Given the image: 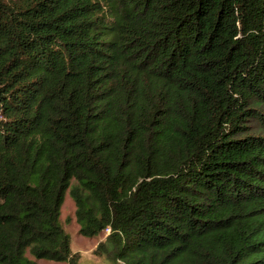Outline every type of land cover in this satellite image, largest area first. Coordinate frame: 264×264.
Wrapping results in <instances>:
<instances>
[{
    "label": "trees",
    "instance_id": "16d2710c",
    "mask_svg": "<svg viewBox=\"0 0 264 264\" xmlns=\"http://www.w3.org/2000/svg\"><path fill=\"white\" fill-rule=\"evenodd\" d=\"M68 190L112 264H264V0H0V264L78 263Z\"/></svg>",
    "mask_w": 264,
    "mask_h": 264
},
{
    "label": "rangeland",
    "instance_id": "374dc122",
    "mask_svg": "<svg viewBox=\"0 0 264 264\" xmlns=\"http://www.w3.org/2000/svg\"><path fill=\"white\" fill-rule=\"evenodd\" d=\"M75 180H73V183ZM76 203L71 197L69 190L65 193L64 202L61 206L60 220L65 231L71 237V249L79 255L77 264H112L105 257L97 255L95 250L99 242L105 240L108 231L105 230L97 236L87 237L80 233V224L76 216ZM40 264H69L67 261H55L39 259Z\"/></svg>",
    "mask_w": 264,
    "mask_h": 264
},
{
    "label": "built area",
    "instance_id": "2783aa9c",
    "mask_svg": "<svg viewBox=\"0 0 264 264\" xmlns=\"http://www.w3.org/2000/svg\"><path fill=\"white\" fill-rule=\"evenodd\" d=\"M107 231L110 232V229L108 228Z\"/></svg>",
    "mask_w": 264,
    "mask_h": 264
}]
</instances>
